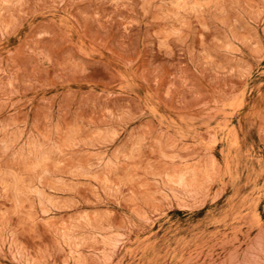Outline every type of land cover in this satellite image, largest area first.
I'll return each mask as SVG.
<instances>
[{
	"label": "rangeland",
	"instance_id": "1",
	"mask_svg": "<svg viewBox=\"0 0 264 264\" xmlns=\"http://www.w3.org/2000/svg\"><path fill=\"white\" fill-rule=\"evenodd\" d=\"M0 264H264V0H0Z\"/></svg>",
	"mask_w": 264,
	"mask_h": 264
}]
</instances>
